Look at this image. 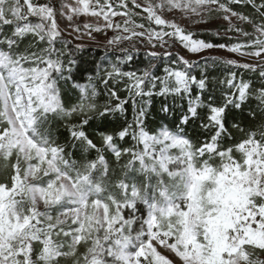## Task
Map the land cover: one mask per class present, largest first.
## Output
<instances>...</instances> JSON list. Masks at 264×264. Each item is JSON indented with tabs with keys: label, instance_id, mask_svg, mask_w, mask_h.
<instances>
[{
	"label": "snow or ice",
	"instance_id": "1",
	"mask_svg": "<svg viewBox=\"0 0 264 264\" xmlns=\"http://www.w3.org/2000/svg\"><path fill=\"white\" fill-rule=\"evenodd\" d=\"M235 18L253 24L254 34ZM65 21L72 39L61 27ZM100 36L103 55L83 43L100 44ZM261 37L264 0H0V75L42 81L44 100L60 101L55 116L65 143L53 144L49 159L67 148L98 159L108 150L118 164L126 157L132 168L183 178L198 158L201 178L246 179L219 222L206 219L217 216V204L201 201V211L187 191L166 197L163 207L147 200L141 206L135 181L127 178L121 200L90 199V185L61 191L55 218L75 215L60 240L61 231L46 230L53 228V205L40 213L34 201H25L29 189L16 183L13 169L12 182L0 184V264H59L74 250L73 264H241L239 254L249 247V261L264 253L246 243L264 235V140L244 127L264 121ZM47 119L45 113L33 125L37 133ZM236 132L243 137L237 140ZM54 183L50 178L31 191L47 202ZM215 187L205 184L201 198ZM99 204L109 210L103 222L88 212Z\"/></svg>",
	"mask_w": 264,
	"mask_h": 264
},
{
	"label": "trees",
	"instance_id": "2",
	"mask_svg": "<svg viewBox=\"0 0 264 264\" xmlns=\"http://www.w3.org/2000/svg\"><path fill=\"white\" fill-rule=\"evenodd\" d=\"M43 2V0H41ZM248 15L252 16L256 21L260 20V17L256 15L250 8L243 9ZM238 19V18H237ZM119 21V18H117ZM219 23V22H218ZM215 27L217 26L216 23ZM219 24H223L219 23ZM237 25L242 26L249 34L253 33L254 25L251 23H244L243 21H238L235 23ZM199 28H205L204 26L199 25ZM111 35V33L109 34ZM240 39L244 38V33H240ZM264 39V37H261ZM94 52L99 51L101 55H103V47L92 45ZM145 49L141 46V53H143ZM119 55V53H117ZM226 55V54H223ZM221 55V56H223ZM7 86L10 91V96L12 102H15V97L13 95L14 88L11 87L6 79ZM56 106L54 109H49V107L42 106L39 103L34 107V111L31 115L32 126L27 130L26 135L27 138L39 149L45 152V159L47 162L51 163L54 169L57 172V176H63L67 180H69L74 189H79L81 191H87V186H91V192L89 193L90 199L100 198H110L115 197L118 200L124 198V192L120 187V183L123 182L124 179H128L129 183L135 181V191L137 195L135 196V200L141 206H145V201H152L157 206L163 207L166 204V197L172 198L181 197L186 188V180L188 173L190 175H197L199 169L196 167L199 163V159H193L187 173L184 174L183 178H177L180 176V173H177L176 176H162L159 173H150L147 170L141 171L140 166L137 165L135 168L130 167L126 161L125 157L121 163H116L113 160L111 152L108 150H103V158H96V154L88 151H81L79 148L73 152L71 148L66 149L65 152H59L55 154L54 159H49L53 155L51 149L53 144H61L65 143L64 139V129L61 126V117L55 116V110L59 109L60 101L56 99ZM0 110H1V102H0ZM62 112V110H61ZM45 113L48 115V119L46 122L39 125V133H37L33 125L37 124V121L40 120L41 117L45 116ZM247 113H245L246 115ZM55 118H52L54 117ZM8 128V125H3ZM245 132L255 131L258 139L264 140V136H261V132L264 131V121L257 120L248 122L244 125ZM243 133L236 132V139L239 140L243 137ZM203 139V137H201ZM0 184L11 183L12 180V171L16 169L17 176H24V167L20 165L19 157L17 156V152L14 149L9 151H5L0 154ZM93 161L95 163L93 164ZM212 164H216L215 160L209 162V167L211 168ZM218 166V165H217ZM236 175V174H234ZM239 176V175H238ZM50 178L55 179L56 176L51 175L45 177L40 181H36L35 185L45 186ZM222 176H216L215 178L209 179L205 183H203L202 189L205 190V184L207 183H215L218 184L217 179H222ZM228 178V177H226ZM229 180V179H227ZM246 182V179H245ZM25 187V183H22ZM216 188V187H215ZM215 188H209V190H213ZM188 193V192H187ZM131 196V192H129ZM25 201L28 203H32L27 193L24 196ZM104 207L106 210V216L108 218L109 210L103 204H99ZM94 206L88 207L89 216L94 219L95 213L93 211ZM49 211V209H48ZM50 214L55 218L56 212L55 207L52 208ZM56 219V218H55ZM47 225V223H45ZM47 231H52L54 235L53 228L46 229ZM56 230V229H54ZM95 231H93L92 236L89 237V242L95 238ZM60 240H64L65 238L60 235L58 237ZM251 246V245H250ZM84 247V246H82ZM256 247V246H255ZM256 248H264V247H256ZM252 253V248L249 247L248 252L241 251L239 254V259L241 264H264V253H256L254 259L249 261V255ZM79 250H74V253L69 254L67 256L61 257L59 264H73V256L78 255Z\"/></svg>",
	"mask_w": 264,
	"mask_h": 264
},
{
	"label": "rangeland",
	"instance_id": "3",
	"mask_svg": "<svg viewBox=\"0 0 264 264\" xmlns=\"http://www.w3.org/2000/svg\"><path fill=\"white\" fill-rule=\"evenodd\" d=\"M238 21L240 20L235 18V23ZM66 23V21L61 22V27L65 28ZM219 23H222V21ZM201 26L215 28V24ZM70 31V28H65V37L67 39H72V37L68 35V32ZM110 33L111 32H109V34ZM98 40L100 41V44H96L87 38L83 41V43L90 44L91 46L95 45L103 47L104 37L100 36L98 37ZM216 54L223 55L226 53L219 52ZM6 79L8 80L9 85L14 88L13 95L15 97V102H12L11 100ZM42 83L43 82L41 81V84ZM41 84L36 83L35 80H26V78H21L19 74L11 80L7 75H0V132H3V135H0V154L11 149L16 150L20 165L24 167V176L23 179H20V176H16L15 181L18 185L23 182L25 183L26 188L29 189L25 193L28 194L30 201H34L35 207L39 210V212L44 213L45 211H48L49 205H53V207H55L53 204L54 201H60V197L57 193L61 191H73L75 189L72 183L65 177L57 176V172L53 165L46 161L45 152L37 148L26 135L27 130L32 126L31 115L34 111L33 109L38 103L42 106L49 107V109H54L56 106V100L54 102L51 100L46 102L44 100L43 96L46 93L41 91ZM5 124L8 125V128L3 126ZM51 175L56 176L54 179L55 183L47 189V202H45V198L40 196L39 192L34 194L31 191V186L35 185L33 183L36 181H40ZM238 175L239 174L234 175V179L226 177L217 179L218 184H216V188L206 191L205 195L201 198L200 193L204 191L202 189L203 183L213 177L209 174L208 176L201 178L197 175H190L188 173L186 180L187 192L197 201V208L201 211L203 210L201 201L208 204L218 205L219 211L218 209H212V211L217 212V216L212 217L211 213H209L206 219L219 222L220 220H225L227 218V213L224 212V209L228 207L227 201L229 198L234 199V194L239 192L241 185H239L238 182L241 180L245 181V177ZM189 176L191 179L188 178ZM193 189H195V191H193ZM229 194L232 195L230 196ZM60 202L62 203L63 201ZM93 211L95 213V221L103 222L107 219L106 210L102 205L94 206ZM74 215L75 213L69 212L67 215L52 219L50 223L52 224L53 229H56L54 231V235L56 231L69 229L72 226L71 222ZM45 223L48 224L49 221L45 220ZM61 235L63 236L62 231ZM94 235H96V233H94ZM246 243L256 247H264V235L257 233ZM220 250H224L222 245ZM217 258H219L218 255Z\"/></svg>",
	"mask_w": 264,
	"mask_h": 264
}]
</instances>
